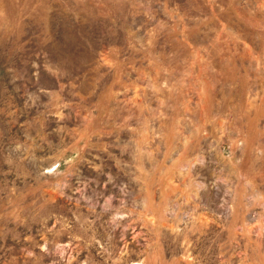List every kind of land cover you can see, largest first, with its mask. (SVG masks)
I'll return each mask as SVG.
<instances>
[{"label": "rangeland", "instance_id": "1", "mask_svg": "<svg viewBox=\"0 0 264 264\" xmlns=\"http://www.w3.org/2000/svg\"><path fill=\"white\" fill-rule=\"evenodd\" d=\"M0 264H264V0H0Z\"/></svg>", "mask_w": 264, "mask_h": 264}]
</instances>
